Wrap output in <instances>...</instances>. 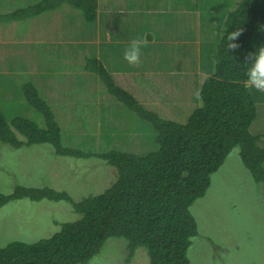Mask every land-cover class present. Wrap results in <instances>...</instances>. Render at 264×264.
<instances>
[{
	"label": "rangeland",
	"instance_id": "obj_1",
	"mask_svg": "<svg viewBox=\"0 0 264 264\" xmlns=\"http://www.w3.org/2000/svg\"><path fill=\"white\" fill-rule=\"evenodd\" d=\"M41 1L0 0V16L4 19L0 22V113L8 123L22 117L43 126L40 114L25 99L26 86L33 83L52 107L64 147L87 155L101 147L146 155L156 148L152 121L141 118L123 103H115L114 97L113 104L102 102L98 94L101 83L97 73L87 69L86 59L95 55L100 61L102 44L107 52L116 53L126 48L123 41L146 36L141 62L135 65L137 80L141 85L161 84L162 92L175 105L170 110H145L163 120L184 124L201 105L199 83L204 78L200 74L213 73L225 15L241 0H98V35H105V40L99 36L85 39L82 27L95 33L97 29L92 26L98 21L86 22L81 10L68 5L30 20L16 22L6 17ZM121 1L135 17L131 15L133 24L122 26L123 34L118 38L125 40L117 41L114 29L109 34L105 29L110 25L109 12L119 9ZM135 66L129 65V70ZM129 79L126 74L115 77L125 89L129 88ZM251 92L257 104L251 132L262 136L264 147V93L255 89ZM158 98L162 100V95L154 92L152 99ZM16 135L24 140L19 133ZM115 180V169L92 155L61 157L49 144L14 149L0 140L2 195L12 194L18 186L48 187L80 201L103 193ZM190 211L199 232L188 250L190 264H264V183L254 180L239 148L233 149L211 176L210 188ZM77 219L66 202H35L29 198L9 201L0 208V247L51 237L60 224ZM126 244L124 238H110L101 252L113 264H149L145 248L136 249L130 257Z\"/></svg>",
	"mask_w": 264,
	"mask_h": 264
},
{
	"label": "trees",
	"instance_id": "obj_2",
	"mask_svg": "<svg viewBox=\"0 0 264 264\" xmlns=\"http://www.w3.org/2000/svg\"><path fill=\"white\" fill-rule=\"evenodd\" d=\"M64 5L82 11L86 22L95 23L98 0H42L10 12L8 20H30L59 10ZM7 20V19H6ZM0 22H4L3 15ZM0 23V24H2ZM95 27V26H92ZM91 27V28H92ZM81 33L90 37L88 27ZM240 30L227 49L228 32ZM93 38L95 33L92 34ZM264 45V0H241L224 18V27L214 55L213 73L200 87V106L186 123L163 120L146 111L130 93L118 85L109 72L116 63L104 64L93 55L87 69L97 73L102 102L123 103L138 116L150 120L155 132V150L146 155L129 154L110 147L90 155L116 171V180L103 193L80 201L48 187L18 186L12 194H0V208L23 198L69 203L78 219L60 224L51 237L34 243L15 241L0 247V264H87L110 238L128 241L130 257L136 249L147 250L149 264H190L188 250L199 234L193 203L205 196L211 176L227 156L240 149V157L257 183H264V148L251 132L257 104L245 87L246 57ZM86 68V67H85ZM26 101L40 114L39 122L22 117L9 123L0 113V140L14 149L49 144L56 156L86 158L90 155L62 145V131L52 107L40 97L33 83L26 86ZM15 131H14V130ZM16 132L24 137L17 138ZM120 148H125L121 146Z\"/></svg>",
	"mask_w": 264,
	"mask_h": 264
},
{
	"label": "crops",
	"instance_id": "obj_3",
	"mask_svg": "<svg viewBox=\"0 0 264 264\" xmlns=\"http://www.w3.org/2000/svg\"><path fill=\"white\" fill-rule=\"evenodd\" d=\"M133 10L132 9H128L125 8L122 4L121 1V7L119 9H117L114 12H109V19L107 20V23L109 22L110 25L106 26L105 29V33L109 34V30L114 29V33L117 36V41L118 40H125V38L119 39L118 36L120 34H123V27L125 26V23H128L129 25L133 24L132 22V17L131 15L133 14ZM100 14V12H99ZM113 14H115V19L113 18ZM126 15V16H125ZM134 15V14H133ZM104 16H106V14H104ZM135 17V15H134ZM99 20L100 17L98 15L97 18V26L94 27L95 30V38L96 36H99L100 38H104L103 40L106 39L105 35H98V30H99ZM116 23V25L113 24V21ZM102 22V20H101ZM93 33H90V37H84L85 39H93ZM94 38V39H95ZM127 40V39H126ZM129 41H123V44L127 47L128 46ZM92 48V47H90ZM100 51H99V57H100V61L104 64L105 61H112L113 63H116V65L109 71L112 76L115 78L117 77L119 74H126L127 77H129V82H128V89H125L124 87H122L120 85V87H122L123 89H125L126 91H128L129 93H131L137 100H139V102L141 103V105L144 107V109L147 110H157L158 108H163L162 110H170L174 105L175 102L172 100V98H170L165 92H162V86L161 84H155L153 86H149L147 83H145V85H141L136 77L137 74V66L134 67V69H130L129 64L123 60V51L124 50H120L115 52H107L106 49L104 48V44L101 45ZM202 71V69H201ZM211 72L210 71H202V73L200 74V78H204L200 81V85L199 88L201 87L202 83L204 82V80L206 79V77L210 76ZM181 83H178L177 87L175 88L176 91H178L179 85ZM189 88H191V83H189V85H187ZM154 92L162 95V100H160V98L153 100V94ZM141 99V100H140ZM177 105H181V102H177ZM262 142V136L260 135V145ZM262 146V145H261ZM263 147V146H262ZM264 148V147H263Z\"/></svg>",
	"mask_w": 264,
	"mask_h": 264
},
{
	"label": "clouds",
	"instance_id": "obj_4",
	"mask_svg": "<svg viewBox=\"0 0 264 264\" xmlns=\"http://www.w3.org/2000/svg\"><path fill=\"white\" fill-rule=\"evenodd\" d=\"M224 37L227 41V49H237L239 45L234 43L237 37L241 34L240 30L226 31ZM147 44V37H135L131 39L128 46L123 51V60L129 65L135 66L141 62L142 48ZM246 80L245 87L255 89L258 92L264 93V45L259 46L255 52H251L246 57ZM126 91V90H125ZM128 92V91H127ZM129 93V92H128ZM131 94V93H130ZM132 95V94H131ZM199 93H197V96ZM133 96V95H132ZM134 97V96H133ZM37 188V187H32ZM45 188V187H43ZM45 201L55 202L54 200L44 199ZM43 200V201H44ZM63 202V201H60ZM87 264H113V261L103 252L91 256Z\"/></svg>",
	"mask_w": 264,
	"mask_h": 264
}]
</instances>
